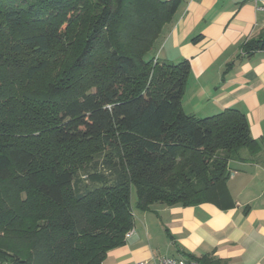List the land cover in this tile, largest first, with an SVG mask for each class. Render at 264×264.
<instances>
[{
  "label": "trees",
  "instance_id": "16d2710c",
  "mask_svg": "<svg viewBox=\"0 0 264 264\" xmlns=\"http://www.w3.org/2000/svg\"><path fill=\"white\" fill-rule=\"evenodd\" d=\"M181 4L0 0V264H105L133 191L140 212L234 206L228 164L257 150L247 117L186 115L190 61L150 56ZM260 52L264 30L237 60Z\"/></svg>",
  "mask_w": 264,
  "mask_h": 264
},
{
  "label": "crops",
  "instance_id": "0c3cea01",
  "mask_svg": "<svg viewBox=\"0 0 264 264\" xmlns=\"http://www.w3.org/2000/svg\"><path fill=\"white\" fill-rule=\"evenodd\" d=\"M181 1L150 56L174 64L190 61L185 114L208 118L237 109L248 119L257 150L243 149L228 164L232 208L154 205L134 220L126 244L112 250L105 264L190 255L264 264V52L237 60L243 43L264 30V12L249 0Z\"/></svg>",
  "mask_w": 264,
  "mask_h": 264
},
{
  "label": "built area",
  "instance_id": "2783aa9c",
  "mask_svg": "<svg viewBox=\"0 0 264 264\" xmlns=\"http://www.w3.org/2000/svg\"><path fill=\"white\" fill-rule=\"evenodd\" d=\"M255 4L258 11L264 12V0H249ZM138 264H200L196 260L180 257V258H153L150 261L140 262Z\"/></svg>",
  "mask_w": 264,
  "mask_h": 264
},
{
  "label": "rangeland",
  "instance_id": "374dc122",
  "mask_svg": "<svg viewBox=\"0 0 264 264\" xmlns=\"http://www.w3.org/2000/svg\"><path fill=\"white\" fill-rule=\"evenodd\" d=\"M187 84H188V82H187ZM186 88H187V86H186ZM185 93H186V91H185ZM184 96H185V95H184ZM108 154H109V151H106V152H104V153H101V154H99V155L96 157V160H97L99 163H101V165H100V167H99V170H100V171H104V173H105L106 175L110 176L111 173H112V171L114 170V168L111 169V170H109V169H106V168L103 166L104 162L107 160ZM114 164H116L114 167H118V164H119V163H118V160H117V159L114 161ZM111 176H112V175H111ZM83 179H87L86 176H83ZM135 204H136V195H135V192L133 191V193H132V205H133L134 215H135L134 220H135V222H138V221H139V217H142V215H143L142 213H144V212H140L139 210H137L136 207H135Z\"/></svg>",
  "mask_w": 264,
  "mask_h": 264
}]
</instances>
